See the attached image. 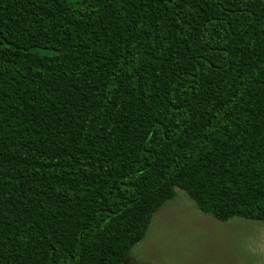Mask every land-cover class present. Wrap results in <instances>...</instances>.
<instances>
[{
	"label": "trees",
	"instance_id": "trees-1",
	"mask_svg": "<svg viewBox=\"0 0 264 264\" xmlns=\"http://www.w3.org/2000/svg\"><path fill=\"white\" fill-rule=\"evenodd\" d=\"M177 189L264 222V0H0V264H125Z\"/></svg>",
	"mask_w": 264,
	"mask_h": 264
},
{
	"label": "rangeland",
	"instance_id": "rangeland-1",
	"mask_svg": "<svg viewBox=\"0 0 264 264\" xmlns=\"http://www.w3.org/2000/svg\"><path fill=\"white\" fill-rule=\"evenodd\" d=\"M125 264H264V222H221L177 189Z\"/></svg>",
	"mask_w": 264,
	"mask_h": 264
}]
</instances>
